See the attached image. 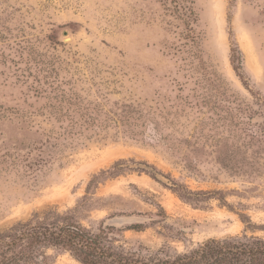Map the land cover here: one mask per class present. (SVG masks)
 Listing matches in <instances>:
<instances>
[{
	"label": "rangeland",
	"instance_id": "obj_1",
	"mask_svg": "<svg viewBox=\"0 0 264 264\" xmlns=\"http://www.w3.org/2000/svg\"><path fill=\"white\" fill-rule=\"evenodd\" d=\"M62 221L264 239V0H0V232Z\"/></svg>",
	"mask_w": 264,
	"mask_h": 264
},
{
	"label": "trees",
	"instance_id": "obj_2",
	"mask_svg": "<svg viewBox=\"0 0 264 264\" xmlns=\"http://www.w3.org/2000/svg\"><path fill=\"white\" fill-rule=\"evenodd\" d=\"M114 231L104 227L93 234L65 221L36 225L19 222L0 232V264L32 262L41 248L67 252L79 264H264V239L260 237L209 239L173 257L144 259L134 250L116 245L119 240Z\"/></svg>",
	"mask_w": 264,
	"mask_h": 264
}]
</instances>
